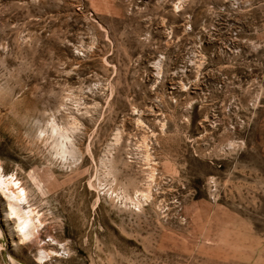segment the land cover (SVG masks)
<instances>
[{
	"label": "rangeland",
	"instance_id": "rangeland-1",
	"mask_svg": "<svg viewBox=\"0 0 264 264\" xmlns=\"http://www.w3.org/2000/svg\"><path fill=\"white\" fill-rule=\"evenodd\" d=\"M0 174V264H264V0H0Z\"/></svg>",
	"mask_w": 264,
	"mask_h": 264
},
{
	"label": "bare ground",
	"instance_id": "bare-ground-1",
	"mask_svg": "<svg viewBox=\"0 0 264 264\" xmlns=\"http://www.w3.org/2000/svg\"><path fill=\"white\" fill-rule=\"evenodd\" d=\"M21 191L23 192L22 196L20 195ZM0 193L2 194V197H4L8 202L9 216L12 218H16L18 221L19 235L23 238L27 237L29 231L26 230V228L27 227L34 228L36 225L33 222L32 210H28L26 212L20 209V205L27 202L24 189L18 186V182L12 175H9L4 178L0 174ZM12 196H15L16 199H12L11 198ZM13 210L16 213L15 216L11 215ZM36 219L38 222H40L39 217ZM21 229H23V231H21Z\"/></svg>",
	"mask_w": 264,
	"mask_h": 264
},
{
	"label": "clouds",
	"instance_id": "clouds-1",
	"mask_svg": "<svg viewBox=\"0 0 264 264\" xmlns=\"http://www.w3.org/2000/svg\"><path fill=\"white\" fill-rule=\"evenodd\" d=\"M20 195H21V196L23 195V192H22V191H21ZM11 198H12V199H16L15 196H12ZM11 215H12V216H15V215H16V213H15L14 210L12 211Z\"/></svg>",
	"mask_w": 264,
	"mask_h": 264
},
{
	"label": "snow or ice",
	"instance_id": "snow-or-ice-1",
	"mask_svg": "<svg viewBox=\"0 0 264 264\" xmlns=\"http://www.w3.org/2000/svg\"><path fill=\"white\" fill-rule=\"evenodd\" d=\"M21 231H23V229H21ZM26 239H27V237H26Z\"/></svg>",
	"mask_w": 264,
	"mask_h": 264
}]
</instances>
